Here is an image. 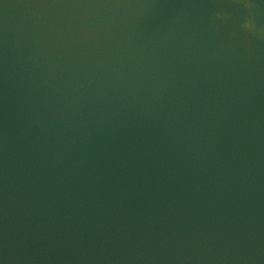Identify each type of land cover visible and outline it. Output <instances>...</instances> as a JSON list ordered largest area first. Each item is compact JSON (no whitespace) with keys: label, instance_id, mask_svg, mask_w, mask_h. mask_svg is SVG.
<instances>
[{"label":"water","instance_id":"water-1","mask_svg":"<svg viewBox=\"0 0 264 264\" xmlns=\"http://www.w3.org/2000/svg\"><path fill=\"white\" fill-rule=\"evenodd\" d=\"M0 264H264V0H0Z\"/></svg>","mask_w":264,"mask_h":264}]
</instances>
